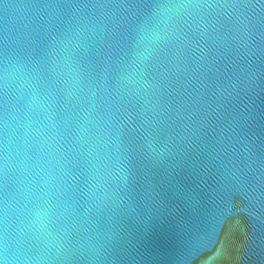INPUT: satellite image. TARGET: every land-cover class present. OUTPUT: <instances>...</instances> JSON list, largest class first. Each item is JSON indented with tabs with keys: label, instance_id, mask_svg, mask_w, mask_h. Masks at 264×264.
Returning a JSON list of instances; mask_svg holds the SVG:
<instances>
[{
	"label": "water",
	"instance_id": "95a60500",
	"mask_svg": "<svg viewBox=\"0 0 264 264\" xmlns=\"http://www.w3.org/2000/svg\"><path fill=\"white\" fill-rule=\"evenodd\" d=\"M0 264H264V0H0Z\"/></svg>",
	"mask_w": 264,
	"mask_h": 264
}]
</instances>
